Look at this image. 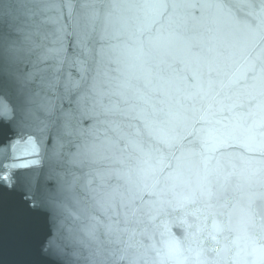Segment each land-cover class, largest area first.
<instances>
[{"label":"clouds","instance_id":"9594fccd","mask_svg":"<svg viewBox=\"0 0 264 264\" xmlns=\"http://www.w3.org/2000/svg\"><path fill=\"white\" fill-rule=\"evenodd\" d=\"M0 264H264V0H0Z\"/></svg>","mask_w":264,"mask_h":264}]
</instances>
